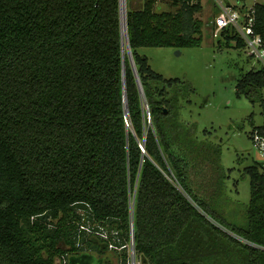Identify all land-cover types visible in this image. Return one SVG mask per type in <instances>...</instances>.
Masks as SVG:
<instances>
[{"label":"trees","instance_id":"obj_1","mask_svg":"<svg viewBox=\"0 0 264 264\" xmlns=\"http://www.w3.org/2000/svg\"><path fill=\"white\" fill-rule=\"evenodd\" d=\"M203 8L127 10L142 94L120 0H0V264H264V171L245 167L247 222H230L190 176L189 91L138 52L200 46ZM253 17L264 45V3ZM236 92L264 105V65Z\"/></svg>","mask_w":264,"mask_h":264},{"label":"rangeland","instance_id":"obj_2","mask_svg":"<svg viewBox=\"0 0 264 264\" xmlns=\"http://www.w3.org/2000/svg\"><path fill=\"white\" fill-rule=\"evenodd\" d=\"M219 1L227 4V0H203L207 7L198 14L204 22L200 46H141L138 52L149 58L153 70L165 78H179L180 86L189 91L180 118L194 126L190 155L197 160L191 179L201 192L217 196L215 203L230 222L242 224L247 222L250 200V179L244 169L257 165L264 171V159L251 137L254 127L264 124V105L238 96L236 86L242 73L263 67L264 61L250 55L246 43L239 48L235 40L227 43L214 35L213 20L221 10L212 3ZM169 2L159 0L160 8L169 9ZM239 2L229 0L232 5ZM248 3L251 7L253 0ZM142 4L143 0H127V10ZM129 250L133 254L132 245Z\"/></svg>","mask_w":264,"mask_h":264},{"label":"built area","instance_id":"obj_3","mask_svg":"<svg viewBox=\"0 0 264 264\" xmlns=\"http://www.w3.org/2000/svg\"><path fill=\"white\" fill-rule=\"evenodd\" d=\"M220 8L221 11L213 20L214 35L219 37L224 29L234 28L245 40L249 54L264 61V45L262 38L260 35L254 34L253 7L247 12H241L228 4L221 3ZM252 140L259 150L260 156L264 159V132L255 129L252 133Z\"/></svg>","mask_w":264,"mask_h":264},{"label":"water","instance_id":"obj_4","mask_svg":"<svg viewBox=\"0 0 264 264\" xmlns=\"http://www.w3.org/2000/svg\"><path fill=\"white\" fill-rule=\"evenodd\" d=\"M120 2H121V0H120ZM121 13H122V10H121ZM126 25H127V20H126ZM121 26H122V20H121ZM122 34H123V28H122ZM124 41H125V39H124V35H123L124 71H125L126 46H125ZM127 53H128V57H129L130 64H131V66H132V68H133V70L135 72V75H136V78H137V81H138V85H139L140 92L142 94H144L143 87H142V83L140 81V77H139V74H138V71H137V68H136V64H135L133 55H132V48L130 46L129 35H128V25H127ZM125 102L127 104V96H126V93H125ZM127 113H128V110H127ZM132 230H134V224H132ZM133 243H134V236H132V244Z\"/></svg>","mask_w":264,"mask_h":264},{"label":"crops","instance_id":"obj_5","mask_svg":"<svg viewBox=\"0 0 264 264\" xmlns=\"http://www.w3.org/2000/svg\"><path fill=\"white\" fill-rule=\"evenodd\" d=\"M217 1V0H216ZM210 1H208V3H209ZM221 3H223V2H221V1H219V2H217V4L216 3H212L213 5H214V7H216V11H220L221 10V8H220V4ZM240 3V4H239ZM238 4H234V5H232V4H230L229 3V0H227V4L228 5H230V6H232L233 8H235V9H237V10H240L241 12H247V11H249V9L250 8H252L256 3H264V1L263 0H253V3H252V5H251V7L249 6V3H248V0H240V2H239ZM202 4H203V10L207 7V6H205L204 5V3H203V0H202Z\"/></svg>","mask_w":264,"mask_h":264},{"label":"bare ground","instance_id":"obj_6","mask_svg":"<svg viewBox=\"0 0 264 264\" xmlns=\"http://www.w3.org/2000/svg\"><path fill=\"white\" fill-rule=\"evenodd\" d=\"M126 5V13L123 9V6ZM127 0H121V10H122V13H121V20L123 21V35H124V43H125V46H127V25H126V22L125 20H127ZM127 48V47H126Z\"/></svg>","mask_w":264,"mask_h":264}]
</instances>
